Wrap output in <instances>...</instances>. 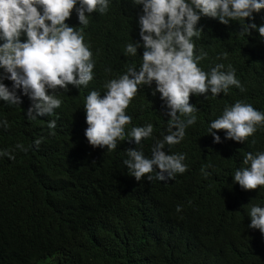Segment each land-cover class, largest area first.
Returning <instances> with one entry per match:
<instances>
[{"label":"trees","instance_id":"1","mask_svg":"<svg viewBox=\"0 0 264 264\" xmlns=\"http://www.w3.org/2000/svg\"><path fill=\"white\" fill-rule=\"evenodd\" d=\"M78 7L79 2L73 11ZM86 15L87 25L75 17L65 23L84 29L95 65L87 86L56 89L61 106L35 120L26 116L33 102L22 90H17L19 106L0 100V122L7 121V127L0 123V152L15 156H0V264H264V236L248 227L251 206L264 207V187L246 191L233 183L235 171L248 167L245 154L264 147V125L243 143L226 140L224 131L216 133L221 143H213L208 131L238 100L264 112V38L255 30L242 35L243 21L223 25L201 16L196 27L202 33L192 39L195 54L207 55L198 67L208 72L216 64L224 71L231 66L244 91L230 86L218 96H198L196 122L179 144L164 149L185 154L188 170L167 183L147 176L136 181L123 161L133 148L150 158L156 141L168 134L165 101L139 86L125 110L132 117L128 132L115 150L89 144L84 105L89 92L103 96L105 83L128 67L139 70L142 5L109 0L106 14ZM253 16L245 24L264 25V9ZM132 42L141 44L137 55L123 53ZM3 83L11 89L10 80ZM52 120L55 129L48 128ZM148 124L150 138L140 145L129 142L133 127ZM41 138L37 148L34 141Z\"/></svg>","mask_w":264,"mask_h":264},{"label":"clouds","instance_id":"2","mask_svg":"<svg viewBox=\"0 0 264 264\" xmlns=\"http://www.w3.org/2000/svg\"><path fill=\"white\" fill-rule=\"evenodd\" d=\"M79 2V7L73 11ZM142 5L139 16V35L143 42L142 64L137 70L127 68L119 78L111 79L104 85L106 93L91 91L86 97L84 111L88 125L85 136L89 144L95 147L117 148V140H122L126 125L132 117L126 115V109L139 91L145 86L150 92L160 94L168 109L167 135L156 141L151 157H146L142 149H129V159L123 161L136 181L147 176L167 183L176 174H183L187 165L183 163L185 154H166L165 145L179 144L185 136L187 127L196 122L198 112L194 102L198 96L211 93L218 96L227 93L230 86L244 91L236 77L235 69L229 66L224 71L223 64H216L205 72L198 62L206 53L195 54L193 37H199L202 29L197 28L201 16L217 19L220 24L230 21H243L241 34L250 35V30L258 32L264 38V25L245 24V19L254 20L253 13L264 9V0H134ZM39 9H42V12ZM109 0H0V100L10 105L22 103L17 90H22L33 102L26 116L35 120L38 116L52 115L53 110L61 106L56 89L67 91V86H87L93 79L94 61L90 48L84 43L82 28L65 23L70 17L79 20L80 25L89 23L86 13L106 14ZM73 11V12H72ZM50 22V23H46ZM26 40L21 42V34ZM140 43H129L123 53L137 55ZM227 56V53H224ZM110 71V70H109ZM10 80L9 89L3 80ZM156 84V86L154 85ZM52 90L53 94H49ZM206 97V95H205ZM35 113V114H34ZM179 113V115H178ZM181 116L186 119H181ZM7 127V121L0 122ZM264 125V112L251 104L236 101L225 107L222 116L211 122L209 135L213 143H221L217 132L224 131L226 140L243 143ZM56 121L48 123L49 129H55ZM153 125L133 127L128 134L129 142L140 145L150 138ZM41 139L34 141L38 148ZM255 141H253V144ZM27 152V148L17 145ZM0 156L15 159L9 151L0 152ZM243 167L235 171L233 183L243 190H256L264 187V147L255 154H245ZM203 171V169H202ZM154 173L153 175H149ZM237 192L236 188H233ZM238 193V192H237ZM181 208L178 206L177 211ZM251 229H257L264 236V207L253 205L250 208ZM44 261V260H43Z\"/></svg>","mask_w":264,"mask_h":264},{"label":"rangeland","instance_id":"3","mask_svg":"<svg viewBox=\"0 0 264 264\" xmlns=\"http://www.w3.org/2000/svg\"><path fill=\"white\" fill-rule=\"evenodd\" d=\"M37 264H41V263L39 262V263H37Z\"/></svg>","mask_w":264,"mask_h":264}]
</instances>
